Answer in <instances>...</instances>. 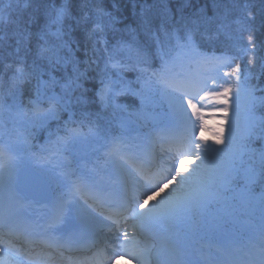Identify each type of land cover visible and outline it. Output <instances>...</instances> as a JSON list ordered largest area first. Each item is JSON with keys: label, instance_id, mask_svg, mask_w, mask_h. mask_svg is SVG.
Wrapping results in <instances>:
<instances>
[{"label": "snow or ice", "instance_id": "1", "mask_svg": "<svg viewBox=\"0 0 264 264\" xmlns=\"http://www.w3.org/2000/svg\"><path fill=\"white\" fill-rule=\"evenodd\" d=\"M170 3L0 0V137L8 138L0 139V264H55L56 253L85 239L88 264H110L121 254L150 264L155 245L141 247L138 237L161 231L160 250L177 264H194L190 246L202 235L217 237L226 252L235 244L227 225L241 211L255 213L245 194L254 185L262 193L259 223L239 260L226 264H264V147H251L264 142V86L250 83L264 77V39L255 35L264 36V7L257 29L249 0ZM208 44L219 55L209 56ZM130 68L139 73L138 89L122 78ZM125 95L139 99L127 116L119 102ZM202 101L213 106L209 115L222 112L227 121V130L208 129L216 147L197 136V127H207ZM94 105L100 111L89 112ZM78 111L90 123L93 116L119 120L105 145L107 180L58 172L43 155L42 166L22 169L13 134L23 128L27 142L30 129ZM190 155V169L177 165ZM240 180L245 190L229 197ZM53 185L67 191L53 196ZM35 205L53 209L42 230L28 215ZM6 237L15 241L5 246Z\"/></svg>", "mask_w": 264, "mask_h": 264}, {"label": "trees", "instance_id": "2", "mask_svg": "<svg viewBox=\"0 0 264 264\" xmlns=\"http://www.w3.org/2000/svg\"><path fill=\"white\" fill-rule=\"evenodd\" d=\"M243 0H240L241 3ZM259 0H256V2H254V4L250 3L251 4V11L252 13L256 16V21H255V24H256V27L257 29H259V24H260V18H261V8L264 7V5H262L261 3H257ZM53 2L59 6L60 3L63 2V0H53ZM195 3L199 4L197 0H194ZM111 3H112V0H104V6L107 7V8H111ZM177 3V0H171V3H170V7H173L175 6V4ZM204 4V3H203ZM258 33H255V35L257 37H259L260 39H264V36H261V33L260 31L258 30L257 31ZM144 36L143 34H141L139 37H137V40L140 41V42H143L144 40ZM209 45V44H208ZM258 55H261V56H264V50H261ZM249 59V57H246L245 61H244V64H247V60ZM101 67H103V64H101ZM131 69V68H130ZM259 70V68L257 67L256 70H255V74L257 73V71ZM127 77V79H131V74H126L125 75ZM261 81V80H260ZM97 111H100V108H99V105H94V106H91L89 108V112L91 113H96ZM66 115H69L68 113H66ZM86 115H82L79 111L76 113V115L72 118L74 119H81L82 117H84ZM105 120H107L109 123L108 125L111 127V128H115V125L114 122L112 120L111 117H103ZM135 119V117H134ZM111 121V122H110ZM257 148V146L255 147Z\"/></svg>", "mask_w": 264, "mask_h": 264}, {"label": "bare ground", "instance_id": "3", "mask_svg": "<svg viewBox=\"0 0 264 264\" xmlns=\"http://www.w3.org/2000/svg\"><path fill=\"white\" fill-rule=\"evenodd\" d=\"M197 1L199 3L198 5H203V3H205V0H197ZM249 2L252 3V4H254V2H256V0H249ZM257 3H261V0H259ZM256 33H258V32H256ZM164 187H165V189H167V187H168L167 184L164 185ZM123 264H135V263H133V262H125Z\"/></svg>", "mask_w": 264, "mask_h": 264}]
</instances>
